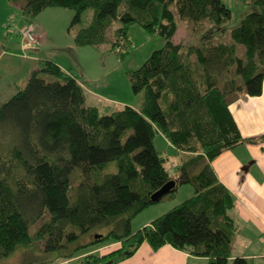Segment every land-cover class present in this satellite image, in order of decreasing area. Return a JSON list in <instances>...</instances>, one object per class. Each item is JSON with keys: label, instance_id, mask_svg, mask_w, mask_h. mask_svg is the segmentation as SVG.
<instances>
[{"label": "trees", "instance_id": "trees-1", "mask_svg": "<svg viewBox=\"0 0 264 264\" xmlns=\"http://www.w3.org/2000/svg\"><path fill=\"white\" fill-rule=\"evenodd\" d=\"M10 1L24 2L26 26L47 7L75 9V24L93 7L91 24L75 36L79 45L106 42L107 28L119 20L111 49L121 58L130 45L131 24L167 41L129 72L134 92L144 91L139 109L127 104L103 113L88 104L78 78L50 59H41L26 85L0 105V260L23 247L25 253L44 254L40 264H59L55 261L73 258L81 248L119 242L107 253L79 260L100 264L129 257L147 241L155 250L171 244L211 264H227L239 231L230 214L236 198L212 161L226 149L264 139V134L244 137L229 107L242 92H263L264 0H247L253 9L231 27L234 14L224 0ZM179 18L201 32L198 43L174 41ZM228 29L231 40H218ZM224 71L234 73L221 87L218 74ZM161 133L178 151L191 152L176 171L156 148ZM112 161L118 171L105 172ZM171 180L175 186L161 200L188 183L193 194L133 230V220L161 201L152 195ZM233 260L250 264L245 256Z\"/></svg>", "mask_w": 264, "mask_h": 264}, {"label": "rangeland", "instance_id": "rangeland-1", "mask_svg": "<svg viewBox=\"0 0 264 264\" xmlns=\"http://www.w3.org/2000/svg\"><path fill=\"white\" fill-rule=\"evenodd\" d=\"M224 2L234 14V21L230 23V27L236 25L241 17L253 9L248 5L247 0H224ZM93 13L94 8L89 7L84 11L81 22L75 24L73 23L75 9L62 6L47 7L31 21V24L38 28V31L40 30L37 32V36H43L36 43H32L26 38L18 37V32L26 26L20 8L18 9L17 5L10 0H0V54L2 51H6L0 57V105L10 99L20 87L26 85L31 72L40 66L41 59H50L78 78L87 90L88 104L99 106L103 113L120 109L127 104L141 108L144 102V91L139 94L134 92L129 72L141 67L155 50L166 44L167 40L159 34L150 33L138 23L131 24L129 29L130 45L126 56L121 58L111 49L116 38V29L121 26V22L114 19L107 28L108 40L106 42L99 45H79L75 36L79 29L91 24ZM229 31L228 29L222 35L218 34L217 39L230 41ZM173 39L190 46L200 41L201 32H194L190 24L179 18V29ZM240 46L242 47L238 53L242 55L241 50H245V46L242 44ZM190 57L195 60L196 54L191 52ZM232 73L234 71H224L218 74L219 86L224 87L227 79L233 75ZM40 75L49 79L53 78L42 72ZM90 93H96L99 101L94 100ZM155 145L161 153L169 156L168 163L174 170L182 158L191 155V152L186 150L178 151L162 133L157 134ZM197 145L199 144L197 143ZM182 155H186V157H182ZM116 171H118L116 161L110 162L105 170V172ZM80 178V173H77L74 177L75 184ZM193 192L191 184L180 185L174 193L151 205V209H145L150 211L144 210V213H140L136 219V221L138 220L137 224L147 216L148 212H151L155 219L177 205L179 201H175V199H187ZM74 198L73 196L72 199L75 200ZM136 221L133 222L135 231L140 229L136 225ZM106 231L107 229L97 230V232ZM95 234L96 232L93 233L94 236ZM91 238L92 235L87 237V239ZM119 244V242H112L100 246L108 245L103 249V252H107ZM95 246L98 245L93 244L81 248L78 252L91 250ZM43 257L45 255L39 250L25 253V249L19 247L15 254L1 259L0 264H40V260H45ZM118 258H114V260ZM70 259L60 258L55 263L75 264ZM233 259L230 258L227 264H234ZM263 260V257L254 258L250 260V264H264Z\"/></svg>", "mask_w": 264, "mask_h": 264}, {"label": "crops", "instance_id": "crops-1", "mask_svg": "<svg viewBox=\"0 0 264 264\" xmlns=\"http://www.w3.org/2000/svg\"><path fill=\"white\" fill-rule=\"evenodd\" d=\"M13 3L22 11L23 2ZM27 23L25 20L24 25ZM39 31L36 28V33ZM42 38V35H38V40ZM5 53L6 51H2L0 57ZM90 94L93 95L94 100L99 101L96 93ZM229 107L244 137L252 138L264 134V84L262 94L253 96L242 92L231 101ZM181 163L182 160L177 167ZM212 166L219 180L233 192L236 198L235 207L230 214L238 222L239 231L234 238L231 259L236 256H245L249 260L264 258V139L258 143L246 142L226 149L212 161ZM180 200L182 199H175L179 203L185 199ZM151 214L148 212L147 216L137 224L138 215L133 222L136 221L138 228H142L154 219ZM106 247L108 245L103 247L98 245L91 250L79 252L70 261L79 264V260L89 253H107L103 252ZM112 264H211V260L208 257L193 255L171 244L155 250L145 241L133 255L115 259Z\"/></svg>", "mask_w": 264, "mask_h": 264}, {"label": "water", "instance_id": "water-1", "mask_svg": "<svg viewBox=\"0 0 264 264\" xmlns=\"http://www.w3.org/2000/svg\"><path fill=\"white\" fill-rule=\"evenodd\" d=\"M175 186V180H171L169 181L167 184H165L161 189H159L158 191H156L153 195H152V200L154 202H157L159 200H161V198L163 196H165L167 193L170 192V190ZM101 234H97V236H100ZM113 259L109 260L105 263H100V264H112L113 263Z\"/></svg>", "mask_w": 264, "mask_h": 264}, {"label": "built area", "instance_id": "built-area-1", "mask_svg": "<svg viewBox=\"0 0 264 264\" xmlns=\"http://www.w3.org/2000/svg\"><path fill=\"white\" fill-rule=\"evenodd\" d=\"M18 33L22 38H26L32 43L38 40L36 29L33 24L26 26L25 28L21 29ZM263 241H264V236H263Z\"/></svg>", "mask_w": 264, "mask_h": 264}]
</instances>
